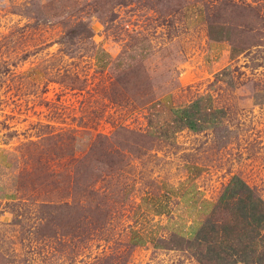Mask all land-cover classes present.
Returning a JSON list of instances; mask_svg holds the SVG:
<instances>
[{
  "label": "rangeland",
  "instance_id": "374dc122",
  "mask_svg": "<svg viewBox=\"0 0 264 264\" xmlns=\"http://www.w3.org/2000/svg\"><path fill=\"white\" fill-rule=\"evenodd\" d=\"M233 176L264 200V0H0V264H220Z\"/></svg>",
  "mask_w": 264,
  "mask_h": 264
},
{
  "label": "trees",
  "instance_id": "16d2710c",
  "mask_svg": "<svg viewBox=\"0 0 264 264\" xmlns=\"http://www.w3.org/2000/svg\"><path fill=\"white\" fill-rule=\"evenodd\" d=\"M189 106L178 113L189 129L201 130L203 123L216 122L218 116L215 113L208 116L201 113L199 100ZM236 197L235 203L231 204L230 200ZM220 203L225 204L232 220L221 225L205 220L194 237L199 244H205L206 257L220 264L241 261L264 264V200L256 196L242 178L233 176L220 196Z\"/></svg>",
  "mask_w": 264,
  "mask_h": 264
},
{
  "label": "crops",
  "instance_id": "0c3cea01",
  "mask_svg": "<svg viewBox=\"0 0 264 264\" xmlns=\"http://www.w3.org/2000/svg\"><path fill=\"white\" fill-rule=\"evenodd\" d=\"M192 105V104H191ZM191 108V106H189ZM186 111V110H185ZM12 197V194H7L6 195V198H11Z\"/></svg>",
  "mask_w": 264,
  "mask_h": 264
}]
</instances>
